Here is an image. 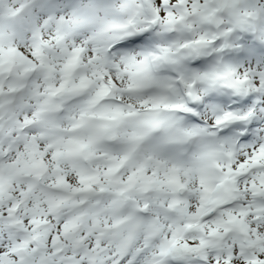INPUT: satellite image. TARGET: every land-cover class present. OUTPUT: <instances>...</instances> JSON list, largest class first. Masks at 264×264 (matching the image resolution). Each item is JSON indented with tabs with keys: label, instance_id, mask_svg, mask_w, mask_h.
Returning a JSON list of instances; mask_svg holds the SVG:
<instances>
[{
	"label": "snow or ice",
	"instance_id": "1",
	"mask_svg": "<svg viewBox=\"0 0 264 264\" xmlns=\"http://www.w3.org/2000/svg\"><path fill=\"white\" fill-rule=\"evenodd\" d=\"M0 264H264V0H0Z\"/></svg>",
	"mask_w": 264,
	"mask_h": 264
}]
</instances>
